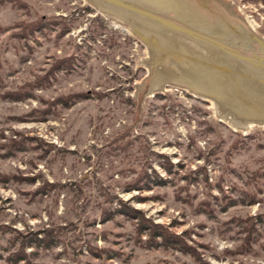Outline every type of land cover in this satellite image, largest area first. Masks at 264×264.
Returning a JSON list of instances; mask_svg holds the SVG:
<instances>
[{"label":"rangeland","instance_id":"rangeland-1","mask_svg":"<svg viewBox=\"0 0 264 264\" xmlns=\"http://www.w3.org/2000/svg\"><path fill=\"white\" fill-rule=\"evenodd\" d=\"M128 1L223 21L213 1L264 40V0ZM178 36L90 0H0V264H264V77ZM145 158L165 183L129 190ZM122 202L182 250L103 222Z\"/></svg>","mask_w":264,"mask_h":264},{"label":"water","instance_id":"water-1","mask_svg":"<svg viewBox=\"0 0 264 264\" xmlns=\"http://www.w3.org/2000/svg\"><path fill=\"white\" fill-rule=\"evenodd\" d=\"M99 1H102L109 6L115 7L128 15L148 20L178 35H182L196 43H199L206 48L217 51L227 59L238 65L241 69H245L256 75L264 77V40L255 36L250 31L245 30L241 25H233L221 20L212 23L205 19L209 27L220 30L236 29L240 31L242 35L247 39V41L251 43V46L246 49V51L251 52V56L237 51L235 48H232V46L228 42L224 41L223 39L212 34L209 31L200 30L195 27L185 25L171 19L170 17L161 16L155 11L140 8L136 5H130L119 0ZM255 48H257V50L261 53L260 55L257 54ZM258 105L264 108L263 104L259 103Z\"/></svg>","mask_w":264,"mask_h":264},{"label":"trees","instance_id":"trees-1","mask_svg":"<svg viewBox=\"0 0 264 264\" xmlns=\"http://www.w3.org/2000/svg\"><path fill=\"white\" fill-rule=\"evenodd\" d=\"M210 3H211V7H212L211 8L212 9L211 12H213L214 16L211 15L212 13H209V12H207V14L209 15V18L211 20H213L212 18H214L217 15L219 18L221 16L224 17L223 21H225V20L229 21V22L230 21L231 22L235 21L232 17H230L229 15H226L224 13L225 11L222 8H220L219 6H217L213 1H210L209 4ZM28 28L31 29V31H33L34 29H37L38 26L35 25V24H31V25L28 26ZM63 62H62V65L63 64L64 65H68V64L71 63V59L63 60ZM81 96H83V95L82 94H71V95H68V96H65V97H58L55 100H56V102H58L59 100H62L63 104L66 105V104H68L69 101L73 102L76 98H79ZM47 110L50 111V108L47 107L46 111ZM163 166H164L163 167L164 170L167 173H171L172 165L168 161L163 163ZM147 167H150V162H148V160L145 158V159L142 160V162H140V164H139V173L137 175V179L134 180L133 183L129 184V190L132 189V188L137 189V190H141L143 188L142 186H145V188L149 189V188H151V185H153V184L162 185V184L165 183V179L157 176L156 174H153V175L148 174ZM256 195H257V193H255V192H242V198H246V197L250 198V200H249L250 203H253V202H256L258 200H261L258 197H256ZM228 199L230 200V204H235L237 202V200L233 199L232 197L228 198ZM242 200H244V199H242ZM119 204H120V207L118 209L114 210V211L104 210L102 212L101 216H102V221L103 222L107 221V220H111L115 214L121 215V216L127 218L128 220H134L135 222H137L136 223V225H137V233L140 234V235L142 233L148 234L150 240L152 242H154V243H151V244H153V246H158V245H162L164 247L172 246V247H175V248H177L179 250H182V247L179 245L180 244L179 236L170 237V236H168L167 232H164V231L158 232L157 231V227L154 226L150 222L149 219L145 218L143 216L142 212H140L137 209H134V208L130 207L129 205H126L123 202L119 203ZM226 208L227 207H225L223 210H225ZM253 219H255V218H252V220ZM249 221H251V219ZM251 222H250L251 226H255L254 222H252V223ZM257 222L260 223L261 220L259 219ZM156 238H160V243H157L155 241ZM245 240L247 241V237L245 238ZM32 244H34V243H32ZM239 248L243 249L242 246H240ZM19 260H22V259L19 258Z\"/></svg>","mask_w":264,"mask_h":264},{"label":"bare ground","instance_id":"bare-ground-1","mask_svg":"<svg viewBox=\"0 0 264 264\" xmlns=\"http://www.w3.org/2000/svg\"><path fill=\"white\" fill-rule=\"evenodd\" d=\"M119 1H121V2H124V3H127V4H130V5H136V6H138V7H140V8H144V9H146L147 7H144V6H142V5H137V4H133L132 2H129L128 0H119ZM90 2H91V4L93 5V7L95 8V9H97V10H99V11H101V12H105V13H108V14H114V15H116V16H119V17H122V18H130L132 21H135V23L137 22V23H140V24H144V23H146V25H150V26H154V27H157V29H159V30H161V31H165V32H167L168 33V35H169V33H172V34H174V35H176V36H178L176 33H174V32H172V31H170V30H168V29H166V28H161L159 25H157V24H155V23H152V22H150V21H148V20H145V19H142V18H139V17H135V16H131V15H128V14H126L125 12H123V11H121V10H119V9H117V8H115V7H112V6H109V5H107V4H105L104 2H102V1H99V0H90ZM172 5V4H171ZM174 5V4H173ZM183 5V4H182ZM153 11V10H152ZM181 11V10H180ZM184 12V11H183ZM157 13V12H156ZM179 14V13H178ZM161 16H164V15H162V14H160ZM180 15V14H179ZM165 17H167V16H165ZM171 19H173V20H175V21H177V22H180V23H183V24H185V25H188V26H191V27H195V28H197V29H200V30H205V31H209V32H211L212 34H214V35H216V36H218V37H220L221 39H223L224 41H226V42H228L231 46H232V48H235L237 51H239V52H241V53H243V54H245V51H246V49L247 48H249L250 46H251V43H249L248 41H247V39L242 35V33L240 32V31H238V30H236V29H233V30H230V29H227V30H220V29H216V28H212V27H209L208 25H207V23H206V21L204 20V19H202L201 17L200 18H192L191 20H187V17H186V22L184 21V20H182V19H177V18H174V17H170ZM183 18V17H182ZM125 24V23H124ZM138 25V24H137ZM129 27V26H128ZM145 28V27H144ZM134 30H135V28H134ZM139 30V29H138ZM149 30H151V29H149ZM136 31V33H138L137 32V30H135ZM154 31V30H153ZM151 33V32H150ZM139 34V33H138ZM154 34V33H153ZM140 36H142V37H145V38H147V41L149 40L150 42H154V44L155 43H157V38L154 36V35H152V34H149V33H142V34H139ZM159 36V35H158ZM178 37H180V38H182V39H186V40H188V38H186V37H184V36H182V35H180V36H178ZM173 40V39H172ZM148 41V42H149ZM160 41V40H159ZM146 44H148V43H146ZM148 46V45H147ZM148 48V47H147ZM149 49V48H148ZM215 52H217V51H215ZM218 54H220L219 52H217ZM152 54H153V52H152ZM220 56H222L223 58H226L225 56H223L222 54H220ZM222 57H220V58H222ZM222 58V59H223ZM218 59H219V57H218ZM222 59H219L218 60V62H220V61H223ZM169 61V60H168ZM220 65V66H219ZM218 65V67H220V68H226L227 67V65H225V64H223L222 62H221V64H219ZM181 68H184V66L182 65L181 66ZM189 68V67H188ZM199 68V67H198ZM193 69V68H192ZM203 69V68H202ZM173 70H174V68H173ZM191 71V70H190ZM242 72L244 73V75L246 76V77H251V79H255L256 78V80H257V76H259V75H256V74H254V73H252V72H250V71H247V70H245V69H242ZM248 76H247V75ZM192 77V76H191ZM259 78V77H258ZM262 78V77H261ZM260 81L261 82H264V78L263 79H260ZM213 88V87H212ZM223 92H225L224 90H223ZM253 97V96H252ZM260 98V97H259ZM258 102L260 101V100H257ZM257 104H259V103H257ZM236 105V104H235ZM241 106H242V104H240ZM244 105V104H243ZM260 106V105H259ZM262 108V107H261ZM262 111H264V109L262 108ZM252 118V117H251ZM238 122H239V120H238Z\"/></svg>","mask_w":264,"mask_h":264},{"label":"crops","instance_id":"crops-1","mask_svg":"<svg viewBox=\"0 0 264 264\" xmlns=\"http://www.w3.org/2000/svg\"><path fill=\"white\" fill-rule=\"evenodd\" d=\"M189 1H190V0H189ZM201 1H202V0H201ZM191 3H192V2H191ZM209 11H211V10L209 9ZM188 40H190V39H188ZM190 41L192 42V40H190ZM194 63L197 64V62H194ZM203 64H204V65H207L208 67H209V66H212V67H213L212 69H214L215 71H218V69H221V68H219L217 65H213V64L210 65L211 63L209 64V63L206 62V64H205V62H203ZM194 65H195V64H193L192 67H195ZM180 77H182V75H181ZM253 103L256 104V105H258V104H257V103H258L257 100H256V101L254 100Z\"/></svg>","mask_w":264,"mask_h":264}]
</instances>
